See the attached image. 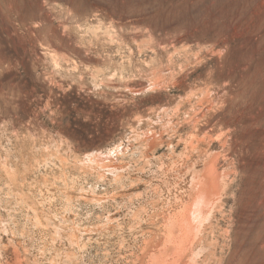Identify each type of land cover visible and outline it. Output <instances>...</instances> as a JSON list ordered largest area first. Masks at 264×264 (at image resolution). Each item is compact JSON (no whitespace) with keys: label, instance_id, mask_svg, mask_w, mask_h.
<instances>
[{"label":"rangeland","instance_id":"374dc122","mask_svg":"<svg viewBox=\"0 0 264 264\" xmlns=\"http://www.w3.org/2000/svg\"><path fill=\"white\" fill-rule=\"evenodd\" d=\"M0 264H264V0H0Z\"/></svg>","mask_w":264,"mask_h":264},{"label":"bare ground","instance_id":"6f19581e","mask_svg":"<svg viewBox=\"0 0 264 264\" xmlns=\"http://www.w3.org/2000/svg\"><path fill=\"white\" fill-rule=\"evenodd\" d=\"M198 208H200V207H198ZM185 209H186V208H185ZM188 209H189V208H188ZM186 210H187V209H186ZM189 210H190V209H189ZM193 212H194V211H193ZM182 217H183V216H182ZM186 217H187V216H186ZM181 219H183V218H181ZM181 221H182V220H181ZM183 222L187 224V223H188V219H187V218L184 219ZM183 222H181V223H183Z\"/></svg>","mask_w":264,"mask_h":264}]
</instances>
